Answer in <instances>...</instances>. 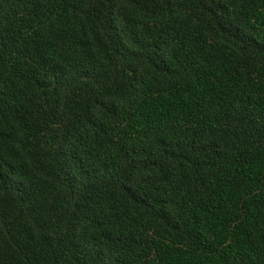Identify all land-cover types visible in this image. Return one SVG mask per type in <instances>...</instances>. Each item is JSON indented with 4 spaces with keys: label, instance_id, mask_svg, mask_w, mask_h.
I'll return each mask as SVG.
<instances>
[{
    "label": "trees",
    "instance_id": "1",
    "mask_svg": "<svg viewBox=\"0 0 264 264\" xmlns=\"http://www.w3.org/2000/svg\"><path fill=\"white\" fill-rule=\"evenodd\" d=\"M0 264H264V0H0Z\"/></svg>",
    "mask_w": 264,
    "mask_h": 264
}]
</instances>
